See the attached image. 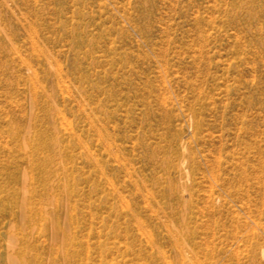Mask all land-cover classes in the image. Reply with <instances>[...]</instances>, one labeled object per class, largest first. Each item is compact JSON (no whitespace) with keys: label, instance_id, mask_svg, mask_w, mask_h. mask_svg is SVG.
Returning <instances> with one entry per match:
<instances>
[{"label":"rangeland","instance_id":"374dc122","mask_svg":"<svg viewBox=\"0 0 264 264\" xmlns=\"http://www.w3.org/2000/svg\"><path fill=\"white\" fill-rule=\"evenodd\" d=\"M21 256L264 264V0H0V264Z\"/></svg>","mask_w":264,"mask_h":264},{"label":"bare ground","instance_id":"6f19581e","mask_svg":"<svg viewBox=\"0 0 264 264\" xmlns=\"http://www.w3.org/2000/svg\"><path fill=\"white\" fill-rule=\"evenodd\" d=\"M22 209H24V207H22ZM42 227L41 230L43 229V231H48L50 228L56 232V234L60 235L63 240H65L67 238V230L65 228H60L57 225L53 224L51 219H44L42 220ZM60 233H57V231ZM9 262L10 264H25V256H21L20 258L18 257H10L9 258ZM69 262V259H66V263Z\"/></svg>","mask_w":264,"mask_h":264}]
</instances>
